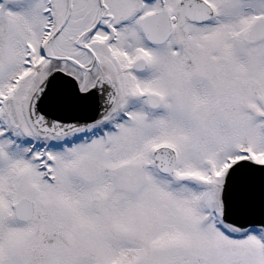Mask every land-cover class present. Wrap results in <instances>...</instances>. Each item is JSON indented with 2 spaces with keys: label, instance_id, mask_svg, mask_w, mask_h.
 <instances>
[{
  "label": "snow or ice",
  "instance_id": "6c2138e0",
  "mask_svg": "<svg viewBox=\"0 0 264 264\" xmlns=\"http://www.w3.org/2000/svg\"><path fill=\"white\" fill-rule=\"evenodd\" d=\"M0 264H264V0H0Z\"/></svg>",
  "mask_w": 264,
  "mask_h": 264
}]
</instances>
